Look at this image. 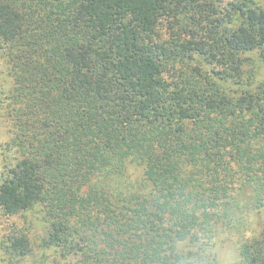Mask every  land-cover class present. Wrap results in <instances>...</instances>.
<instances>
[{
  "label": "trees",
  "instance_id": "16d2710c",
  "mask_svg": "<svg viewBox=\"0 0 264 264\" xmlns=\"http://www.w3.org/2000/svg\"><path fill=\"white\" fill-rule=\"evenodd\" d=\"M0 60L5 264H264V0H0Z\"/></svg>",
  "mask_w": 264,
  "mask_h": 264
},
{
  "label": "rangeland",
  "instance_id": "374dc122",
  "mask_svg": "<svg viewBox=\"0 0 264 264\" xmlns=\"http://www.w3.org/2000/svg\"><path fill=\"white\" fill-rule=\"evenodd\" d=\"M10 86H11V81L10 78L7 76V70L4 67L3 62L0 60V183L2 182V178L4 176L6 162L10 163L11 159L14 158V154L9 147V142L12 137L11 134L12 126L9 119H7V117L4 115L5 112L3 111L7 106L8 101L6 99L7 98L6 92L8 91ZM130 173L133 181L138 180L142 176L141 171L136 168H132ZM29 219H31V221H34V215H26V217H20V218L17 217L14 219L13 218L7 219L0 215V264H5L3 262L4 254L3 251L1 250V242L7 234V228L13 222H16V225L18 227L24 228L26 226V221ZM40 235L41 232L38 229H36L34 233H32L31 237L34 240L33 249L35 252L29 257H27V259L24 261L23 264H38L40 254L38 253L39 248L37 243H39L40 241H38L37 238ZM225 240L220 241L217 246H219L221 249L229 250L233 255V259L235 263L238 262V254L234 249L235 244L232 243V242H236V239L233 238V239H228L227 241Z\"/></svg>",
  "mask_w": 264,
  "mask_h": 264
},
{
  "label": "clouds",
  "instance_id": "9594fccd",
  "mask_svg": "<svg viewBox=\"0 0 264 264\" xmlns=\"http://www.w3.org/2000/svg\"><path fill=\"white\" fill-rule=\"evenodd\" d=\"M177 256L179 264H235L232 253L221 249L215 241L190 247L178 246Z\"/></svg>",
  "mask_w": 264,
  "mask_h": 264
}]
</instances>
